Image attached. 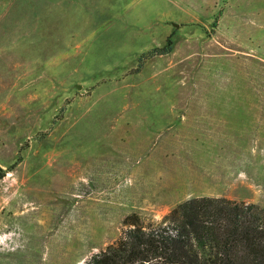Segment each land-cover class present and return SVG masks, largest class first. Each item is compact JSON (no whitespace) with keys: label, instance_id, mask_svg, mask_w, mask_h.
I'll list each match as a JSON object with an SVG mask.
<instances>
[{"label":"rangeland","instance_id":"1","mask_svg":"<svg viewBox=\"0 0 264 264\" xmlns=\"http://www.w3.org/2000/svg\"><path fill=\"white\" fill-rule=\"evenodd\" d=\"M0 264H79L197 195L264 208V0H0Z\"/></svg>","mask_w":264,"mask_h":264},{"label":"trees","instance_id":"2","mask_svg":"<svg viewBox=\"0 0 264 264\" xmlns=\"http://www.w3.org/2000/svg\"><path fill=\"white\" fill-rule=\"evenodd\" d=\"M123 223L82 264H264V208L251 201L191 196L159 219Z\"/></svg>","mask_w":264,"mask_h":264},{"label":"water","instance_id":"3","mask_svg":"<svg viewBox=\"0 0 264 264\" xmlns=\"http://www.w3.org/2000/svg\"><path fill=\"white\" fill-rule=\"evenodd\" d=\"M79 264H81V263H79Z\"/></svg>","mask_w":264,"mask_h":264}]
</instances>
